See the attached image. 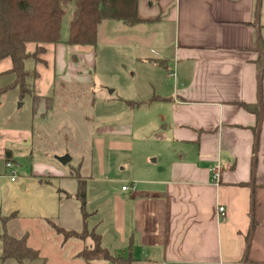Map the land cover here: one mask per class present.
Here are the masks:
<instances>
[{
  "label": "crops",
  "instance_id": "0c3cea01",
  "mask_svg": "<svg viewBox=\"0 0 264 264\" xmlns=\"http://www.w3.org/2000/svg\"><path fill=\"white\" fill-rule=\"evenodd\" d=\"M100 9L96 45L68 44L63 27L61 42L45 44L31 76V126H0V160L37 155L31 173L54 186L43 201L47 226L89 229L80 179L89 186L95 158L104 172L106 150L133 147L126 119L95 131L97 104L110 106L116 92L105 97L103 79H144L148 96L125 104L142 101L134 107L153 108L167 123L157 133L164 159L131 175L135 190H101L99 205L86 210L100 215L92 225L101 245L128 264H264V0H107ZM75 159L78 168L60 166ZM59 235L62 250L79 246L77 257L94 246Z\"/></svg>",
  "mask_w": 264,
  "mask_h": 264
},
{
  "label": "rangeland",
  "instance_id": "374dc122",
  "mask_svg": "<svg viewBox=\"0 0 264 264\" xmlns=\"http://www.w3.org/2000/svg\"><path fill=\"white\" fill-rule=\"evenodd\" d=\"M74 8V2L69 3L67 6V14L64 17L62 25L63 35H66L70 30V20ZM7 60L11 61L10 57L0 61V126L17 128L25 124V126L29 125L30 128L32 117L37 110L36 98L31 88L33 87L31 76L35 75L34 72L39 65L33 59L25 62L24 67L30 72L26 78V82L32 91L22 93L19 85L6 88L15 83L16 79L14 74H5L3 72L5 71L4 63ZM95 75H100V72L98 71ZM103 80V88L105 89L103 95L105 97L109 96L108 92L111 89L114 90L116 88V92L110 96L111 107L106 106L103 102L97 104L95 110V131L98 132L100 126L104 124L126 119L134 125L133 135L129 137L133 147L129 151L106 150L104 157L106 169L103 173H99L97 160L96 158L94 159L92 166L93 177L89 182V186L88 183L85 185L87 193L86 210L89 213L96 204L99 205L101 202V190L110 189L114 191L121 189L122 185L129 184L131 175L135 174V172L137 173L141 166L160 165L164 159L163 150L160 147L162 143L157 133L164 131L167 123H160L158 121L154 115L153 108L134 106L131 108L127 106L128 104H125L127 102L124 97L129 98L133 96L137 99L148 96L143 90H140V86L145 83V80L140 79L138 82V80L132 79L128 75H122L118 78L116 76L112 77L109 80L110 84L107 83L108 80ZM138 89L139 91L136 92ZM127 107L130 109L129 112H126ZM142 120L144 121L141 122ZM158 157H160L159 161L154 163L153 161ZM13 158L15 160H11L18 165L16 181H12L10 178V172L4 163L5 158L3 162L0 160V233L13 234L19 237L27 236L28 245L40 252V258L28 260L26 261L27 264H85L82 258L75 256L79 246L77 244H69L62 250L63 236L59 235L60 233L58 234L51 223V226H47V219L43 215V201L51 199V192L54 186L51 184L53 181L41 183V178L31 173L32 164L34 160H37V155L28 157L27 163H23V159L16 157V155ZM60 166H63L66 170H73V168L79 167L77 159L65 166L62 164ZM26 177L28 178L26 179ZM89 194L90 202H88ZM101 213V215H104V209L101 210ZM99 216L92 218L90 215H87V218L91 222L89 230H93L92 224L100 218ZM3 218H6V222ZM85 240L81 243L91 246V237ZM2 250L3 243L0 240V255ZM0 264L20 263L15 259L3 262L0 258ZM96 264L112 263L101 261Z\"/></svg>",
  "mask_w": 264,
  "mask_h": 264
},
{
  "label": "trees",
  "instance_id": "16d2710c",
  "mask_svg": "<svg viewBox=\"0 0 264 264\" xmlns=\"http://www.w3.org/2000/svg\"><path fill=\"white\" fill-rule=\"evenodd\" d=\"M71 2H74L75 9L70 21L67 43L96 45L99 26L104 19L100 5H105L107 0H0V61L10 57L13 66L5 71V74L16 76L15 83L7 86V89L19 85L22 93L30 92L26 82L30 72L25 69L24 64L29 59L42 61V55L46 52L45 44L62 41V25L67 14V6ZM29 42L38 45L33 53L27 51L26 45ZM143 103L136 101L132 105L137 106ZM85 185V180L80 179L76 197L81 201L84 219H87ZM6 218H3L5 222ZM50 223L66 239L71 237L93 239L94 246L85 247L78 254L87 262L107 259L128 264L127 261L113 256L108 249L104 248L101 245L100 235L94 230H89L86 224L82 232H76L67 231L51 221ZM0 240L3 243L0 255L3 262L15 259L20 264H27L28 260L40 258L39 250L28 245L26 235L15 237L8 233H0Z\"/></svg>",
  "mask_w": 264,
  "mask_h": 264
},
{
  "label": "built area",
  "instance_id": "2783aa9c",
  "mask_svg": "<svg viewBox=\"0 0 264 264\" xmlns=\"http://www.w3.org/2000/svg\"><path fill=\"white\" fill-rule=\"evenodd\" d=\"M6 168L10 172L9 174H10L11 180L16 181L17 175H18V170H17L18 165L15 162H13L11 159H7ZM212 172H213L214 181L218 183L220 179V174H221L219 165L212 167ZM122 189L123 190H129V189L135 190V187L134 186L130 187L129 185H123ZM219 213L221 216L223 217L225 216L226 213H225L224 206L219 207Z\"/></svg>",
  "mask_w": 264,
  "mask_h": 264
},
{
  "label": "water",
  "instance_id": "95a60500",
  "mask_svg": "<svg viewBox=\"0 0 264 264\" xmlns=\"http://www.w3.org/2000/svg\"><path fill=\"white\" fill-rule=\"evenodd\" d=\"M112 92V89H111ZM69 156H64V157H59V160L62 161L63 163H66L69 160Z\"/></svg>",
  "mask_w": 264,
  "mask_h": 264
}]
</instances>
